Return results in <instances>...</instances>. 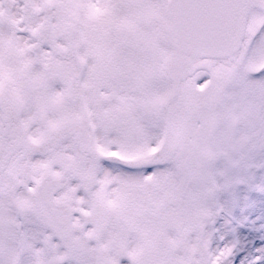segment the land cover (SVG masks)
I'll return each mask as SVG.
<instances>
[{
  "label": "snow or ice",
  "instance_id": "6c2138e0",
  "mask_svg": "<svg viewBox=\"0 0 264 264\" xmlns=\"http://www.w3.org/2000/svg\"><path fill=\"white\" fill-rule=\"evenodd\" d=\"M0 264H264V0H0Z\"/></svg>",
  "mask_w": 264,
  "mask_h": 264
}]
</instances>
